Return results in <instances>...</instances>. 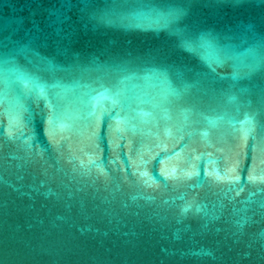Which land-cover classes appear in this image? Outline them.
<instances>
[{
  "label": "water",
  "instance_id": "1",
  "mask_svg": "<svg viewBox=\"0 0 264 264\" xmlns=\"http://www.w3.org/2000/svg\"><path fill=\"white\" fill-rule=\"evenodd\" d=\"M0 264H264V0H0Z\"/></svg>",
  "mask_w": 264,
  "mask_h": 264
}]
</instances>
